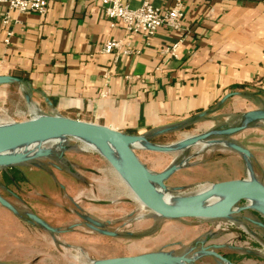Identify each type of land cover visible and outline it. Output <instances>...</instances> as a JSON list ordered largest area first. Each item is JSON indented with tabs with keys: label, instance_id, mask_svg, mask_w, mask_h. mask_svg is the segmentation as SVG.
<instances>
[{
	"label": "crops",
	"instance_id": "0c3cea01",
	"mask_svg": "<svg viewBox=\"0 0 264 264\" xmlns=\"http://www.w3.org/2000/svg\"><path fill=\"white\" fill-rule=\"evenodd\" d=\"M123 1L134 9L145 1L164 9L174 2ZM46 2L45 15L13 14L10 44L0 29V76L27 80L0 85L2 106L11 107L18 92L37 116L150 137L195 128L230 107L240 118L264 109V0H183V29H160L149 41L111 28L99 0ZM113 38H125L131 51L116 63L101 52ZM180 40L177 59L162 53ZM106 84L109 94L100 98ZM245 148L253 164L255 150ZM233 153V179H244L245 161Z\"/></svg>",
	"mask_w": 264,
	"mask_h": 264
},
{
	"label": "rangeland",
	"instance_id": "374dc122",
	"mask_svg": "<svg viewBox=\"0 0 264 264\" xmlns=\"http://www.w3.org/2000/svg\"><path fill=\"white\" fill-rule=\"evenodd\" d=\"M21 95L15 92L11 107L0 104V127L6 126L3 121L19 124L37 116ZM240 122L230 107L195 128L152 136L150 141L170 145L186 135ZM215 139L255 150L252 175L264 185L263 124ZM84 149L80 141L66 137L48 150V156L33 152L13 167H0V196L10 205L0 204L1 264H89L148 254L183 257L187 264H264V216L247 201L240 202L227 217L161 218L128 196L108 161ZM135 154L152 174L176 168L162 181L172 195H193L199 185L236 180L235 154L222 144L175 153L135 149ZM239 173L237 176L243 172L239 169ZM247 177L248 172L244 179ZM28 214L37 215L56 232L34 224Z\"/></svg>",
	"mask_w": 264,
	"mask_h": 264
},
{
	"label": "water",
	"instance_id": "95a60500",
	"mask_svg": "<svg viewBox=\"0 0 264 264\" xmlns=\"http://www.w3.org/2000/svg\"><path fill=\"white\" fill-rule=\"evenodd\" d=\"M15 81L18 82L19 80L12 76H0V85H6ZM258 122L264 123V109L253 110L245 113L241 117L240 124L237 126L216 129L199 135L186 137L170 145H159L151 142L150 136L148 135H128L122 131L107 127L105 125L90 123L78 119H71L63 116L39 115L30 120L16 124V126L13 127L8 134L0 138V146H13L28 140L48 135L66 137L83 136L98 140L100 142H114L122 150L128 164L131 166L130 180L132 189L134 190L139 201L152 213L158 217L170 220L187 218L215 219L227 217L230 214L236 212V210H231L227 211V213L223 215V212L230 210V208L233 206L236 207L242 201L253 199L264 203V185L256 181L252 175L251 152L247 148L235 142H222L215 139L216 137L235 135L247 129L250 125ZM135 144H140L142 145L143 149L158 153H175L182 149L201 146L203 144V146L222 144L224 147L235 153H238L243 158L247 168L248 176L254 179L255 184L253 186L237 189L228 198L222 200L218 206V211L216 214L209 213L202 208V205H204L215 194L214 189L203 190L193 195L187 196L182 206L169 204L159 196L155 190V187H160L163 191L167 192L165 190V186L162 184V181L174 173L176 168L172 166L160 175L152 174L137 158L135 154ZM49 154L50 151H42L37 153V156L44 157L48 156ZM17 162L19 161L14 156L0 157V167H13L17 164ZM243 180L244 179H241L239 181ZM0 204L10 208V205L5 200H3L1 196ZM259 213L262 214L261 212ZM28 218L42 229L49 232H56L54 228L50 227L37 215L28 214ZM175 260L184 261L185 259L183 257L175 258L169 255L148 254L103 259L99 261H92L89 264H174Z\"/></svg>",
	"mask_w": 264,
	"mask_h": 264
},
{
	"label": "built area",
	"instance_id": "2783aa9c",
	"mask_svg": "<svg viewBox=\"0 0 264 264\" xmlns=\"http://www.w3.org/2000/svg\"><path fill=\"white\" fill-rule=\"evenodd\" d=\"M99 2L101 11L111 28L120 26L126 34L141 35L147 41L163 28L174 32L181 31L186 17L183 0H174L173 5L168 9L156 7L149 1L143 2L140 7L135 9L129 7L123 0H99ZM0 12L2 15L0 29L4 31V43L8 45L14 34L11 29L13 14L37 13L45 15L47 2L46 0H0ZM182 42L183 40H180L163 48L162 53L170 59H177ZM101 52L112 55L114 63L131 53L127 48L125 38H113L107 41L102 46ZM108 77L109 72H106L107 81ZM127 79L130 80L131 77ZM108 94L106 84L100 92V98H106Z\"/></svg>",
	"mask_w": 264,
	"mask_h": 264
},
{
	"label": "bare ground",
	"instance_id": "6f19581e",
	"mask_svg": "<svg viewBox=\"0 0 264 264\" xmlns=\"http://www.w3.org/2000/svg\"><path fill=\"white\" fill-rule=\"evenodd\" d=\"M2 123H5L6 126L0 127V138L4 137L6 134L9 133V131L13 127L16 126V124H14L11 120H7L5 122L3 121ZM186 137H190V136L186 135ZM73 138L77 141H80L83 144L85 149L94 151L98 153L101 157H103L106 161H108L109 163L111 162L110 165L112 166V169L116 172L120 181L123 184H125L126 188L128 189V196L132 200L139 203L142 207H145L139 201L134 190L132 189L131 180H130L131 166L128 164L124 153L122 152V150L119 148L117 144L111 141L100 142L98 140H95L89 137H83V136H76ZM65 139H66V136L48 135V136H42V137H38L32 140H28L26 142L16 144L13 146L1 145L0 146V157L14 156L15 158L18 159V161H20V159H22L25 156L28 157V155L33 152L39 153V152H42L40 151L41 149H45L48 151L49 149H52L53 147H57L61 143H63ZM134 147L135 149H143L142 145L140 144H135ZM254 184H255L254 179L248 176L243 181L238 180V181H234V182L232 181V182H227V183L223 182L221 184H216V185H209V184L199 185V189L197 192L207 190V189H214L215 194L204 205H202V208L205 209L209 213L216 214L218 211V206L222 200L228 198L237 189L253 186ZM155 190L157 191L159 196L163 198V200H165L167 203L178 205V206H182L185 198L189 196V195H180V196L172 195L168 192L163 191L160 187H155ZM247 202L250 208L258 212H261L262 215H264V203L263 202L253 200V199H249L247 200ZM234 209H235L234 206L231 207L230 210H226L225 212H223V215H225L227 211H231ZM187 262H188L187 260L186 261L175 260L174 264H187Z\"/></svg>",
	"mask_w": 264,
	"mask_h": 264
},
{
	"label": "trees",
	"instance_id": "16d2710c",
	"mask_svg": "<svg viewBox=\"0 0 264 264\" xmlns=\"http://www.w3.org/2000/svg\"><path fill=\"white\" fill-rule=\"evenodd\" d=\"M15 78L18 79V80H20V81H22V82H26V81H27V80H26L25 78H23L21 75H16ZM163 136H164V135H163ZM14 177H15V176H14ZM15 178H16V177H15ZM15 178H14V179H15Z\"/></svg>",
	"mask_w": 264,
	"mask_h": 264
}]
</instances>
